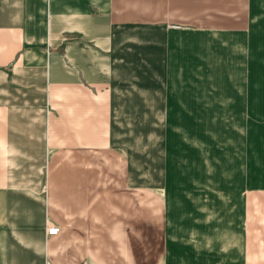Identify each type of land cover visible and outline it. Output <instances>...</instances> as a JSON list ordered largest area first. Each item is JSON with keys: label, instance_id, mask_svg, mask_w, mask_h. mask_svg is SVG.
Wrapping results in <instances>:
<instances>
[{"label": "crops", "instance_id": "0c3cea01", "mask_svg": "<svg viewBox=\"0 0 264 264\" xmlns=\"http://www.w3.org/2000/svg\"><path fill=\"white\" fill-rule=\"evenodd\" d=\"M263 81L264 0H0V264H129L146 196L133 264H264L223 122Z\"/></svg>", "mask_w": 264, "mask_h": 264}, {"label": "rangeland", "instance_id": "374dc122", "mask_svg": "<svg viewBox=\"0 0 264 264\" xmlns=\"http://www.w3.org/2000/svg\"><path fill=\"white\" fill-rule=\"evenodd\" d=\"M252 75L254 76V74ZM259 92H261L260 89L257 90V94ZM255 108L257 112L255 120H248V112H246V114H241L237 122L232 120L228 121L227 119L223 121L225 127L227 129L229 128V132L224 139L225 159H235V161L239 162L248 160L252 161L253 164H251V171L253 172V175H255L257 183H264V105H255ZM223 122L220 121V123ZM249 146H251V151L249 150ZM232 147H234V149ZM245 147H247L246 150ZM244 167V163L242 162V171L244 170ZM253 191L256 199L254 200L251 198L249 205L252 211L254 210L255 205L257 206L256 209L258 216L256 219L259 225L264 227V187H257ZM145 199V211L142 212V218L144 219L145 224H139L137 226L135 225L136 223H132L133 225L129 226V264H133V258H135L137 250L144 251L145 263L151 261V257H156V255H158L159 249L157 246L159 244V224L158 218L156 217V203L153 204L151 197L146 196ZM135 216L139 218L141 213L130 212V220H133ZM136 227L139 228V231L135 229Z\"/></svg>", "mask_w": 264, "mask_h": 264}, {"label": "built area", "instance_id": "2783aa9c", "mask_svg": "<svg viewBox=\"0 0 264 264\" xmlns=\"http://www.w3.org/2000/svg\"><path fill=\"white\" fill-rule=\"evenodd\" d=\"M59 231V226L53 224L50 220L46 221L45 232L47 235H54Z\"/></svg>", "mask_w": 264, "mask_h": 264}]
</instances>
